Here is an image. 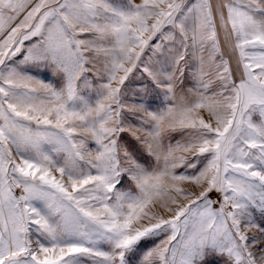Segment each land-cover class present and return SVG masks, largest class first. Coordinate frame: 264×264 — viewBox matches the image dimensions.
<instances>
[{"label":"snow or ice","instance_id":"obj_1","mask_svg":"<svg viewBox=\"0 0 264 264\" xmlns=\"http://www.w3.org/2000/svg\"><path fill=\"white\" fill-rule=\"evenodd\" d=\"M0 264H264V0H0Z\"/></svg>","mask_w":264,"mask_h":264}]
</instances>
